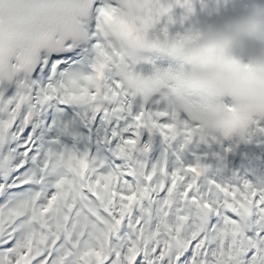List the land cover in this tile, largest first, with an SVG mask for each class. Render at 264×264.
<instances>
[{"label":"snow or ice","instance_id":"1","mask_svg":"<svg viewBox=\"0 0 264 264\" xmlns=\"http://www.w3.org/2000/svg\"><path fill=\"white\" fill-rule=\"evenodd\" d=\"M133 3L0 0V264H264V184L181 155L256 123L264 84L145 76L117 44Z\"/></svg>","mask_w":264,"mask_h":264},{"label":"clouds","instance_id":"2","mask_svg":"<svg viewBox=\"0 0 264 264\" xmlns=\"http://www.w3.org/2000/svg\"><path fill=\"white\" fill-rule=\"evenodd\" d=\"M133 7L117 44L145 76L157 68L183 76L200 61L208 72L238 65L243 79L264 84V0H134Z\"/></svg>","mask_w":264,"mask_h":264},{"label":"bare ground","instance_id":"3","mask_svg":"<svg viewBox=\"0 0 264 264\" xmlns=\"http://www.w3.org/2000/svg\"><path fill=\"white\" fill-rule=\"evenodd\" d=\"M264 128L256 129L258 133L251 132L249 136V140L240 142L238 145V152L235 161L231 162V164L227 167L220 166L215 157H211L212 162V175H209L208 178L214 179L217 181H234L237 184H240L243 180L249 181L253 185L264 184V151H260L258 147L252 142L253 139L257 137H253L252 134H259L258 137L264 143ZM66 143H71L70 137L63 138ZM192 157V156H191ZM190 156L185 155L183 159L187 162ZM156 159L155 155L151 154L150 162ZM169 161V170L172 167V160ZM205 187H207L205 185Z\"/></svg>","mask_w":264,"mask_h":264}]
</instances>
